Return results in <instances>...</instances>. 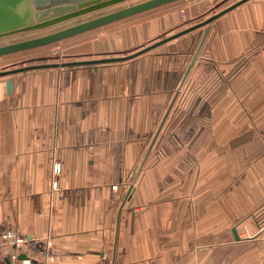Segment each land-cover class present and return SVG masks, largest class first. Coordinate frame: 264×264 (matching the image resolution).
<instances>
[{"label":"crops","instance_id":"crops-1","mask_svg":"<svg viewBox=\"0 0 264 264\" xmlns=\"http://www.w3.org/2000/svg\"><path fill=\"white\" fill-rule=\"evenodd\" d=\"M216 12L174 0L57 42L66 61L122 56ZM199 29L125 61L0 77V234L32 261L264 264V0ZM13 251L0 243V264Z\"/></svg>","mask_w":264,"mask_h":264},{"label":"water","instance_id":"water-1","mask_svg":"<svg viewBox=\"0 0 264 264\" xmlns=\"http://www.w3.org/2000/svg\"><path fill=\"white\" fill-rule=\"evenodd\" d=\"M127 0H0V37L16 32L40 29L51 25L58 21L77 16L89 11H93L105 6L125 2ZM174 0H143L137 3H130L124 7L112 10L99 16L84 20L71 26L49 32L47 34L7 43L0 45V56L13 52L35 48L50 43L57 42L67 37L95 29L107 23L131 16L155 6L168 3ZM246 0H238L232 5L220 10L202 22L194 24L186 29H183L175 34L164 37L152 44L143 48L137 49L129 54L122 56L73 60L63 62H46L39 64L24 65L12 69L0 71V77L10 74L36 68L57 67V66H72V65H88L102 64L110 62H120L136 57L151 48L164 43L174 37L191 31L197 27L205 25L212 21L217 16L234 6ZM201 45V44H200ZM199 45V46H200ZM12 82L10 78L5 79V90L10 93ZM169 111V110H168ZM156 137V136H155ZM143 164V162H142ZM141 164V166H142ZM140 166V167H141ZM232 234L235 239H239L235 228L232 229ZM26 255L19 253L18 258H23Z\"/></svg>","mask_w":264,"mask_h":264},{"label":"rangeland","instance_id":"rangeland-1","mask_svg":"<svg viewBox=\"0 0 264 264\" xmlns=\"http://www.w3.org/2000/svg\"><path fill=\"white\" fill-rule=\"evenodd\" d=\"M140 1H143V0H127L125 2H121V3H118L112 6L108 10L112 11V10L124 7L128 4V2L137 3ZM205 1L207 3V6L211 8L212 11L218 10L219 12V9L221 8L220 10H222L223 6L224 7H226V5L230 6L238 0H205ZM204 20L205 19L201 20L200 22ZM205 25H202V26H205ZM202 26L197 27L196 29H193V30L198 29V31L197 32L195 31V33H198L199 35L202 31V29H199V28H202ZM43 32L44 31H28V32L21 31V32L12 33L6 36L4 35L0 37V45L39 36ZM59 44H60L59 42H55V43H50V44L35 47V48L25 49V50L13 52L10 54L2 55L0 56V71L12 69V68H16V67H20L24 65H30V64L66 61V58L64 56L66 51L63 50V48H61ZM199 48L200 46L197 47L196 53L198 52Z\"/></svg>","mask_w":264,"mask_h":264},{"label":"built area","instance_id":"built-area-1","mask_svg":"<svg viewBox=\"0 0 264 264\" xmlns=\"http://www.w3.org/2000/svg\"><path fill=\"white\" fill-rule=\"evenodd\" d=\"M53 172L55 174L60 172V164L55 163L53 166ZM52 188H56V181H53ZM26 239L18 236L15 234V231L12 228H6L0 234V243L1 244H8L13 247V252L10 254L11 264H56L55 257L51 254L48 250L43 252V256L40 260L34 262L28 257L26 254L23 258H18L19 253H24L21 250L23 244L25 243ZM79 259L81 256L78 257ZM71 264H78V263H71Z\"/></svg>","mask_w":264,"mask_h":264}]
</instances>
